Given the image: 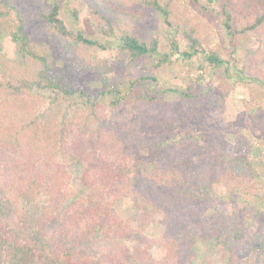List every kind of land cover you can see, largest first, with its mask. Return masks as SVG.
Masks as SVG:
<instances>
[{
	"label": "trees",
	"instance_id": "trees-1",
	"mask_svg": "<svg viewBox=\"0 0 264 264\" xmlns=\"http://www.w3.org/2000/svg\"><path fill=\"white\" fill-rule=\"evenodd\" d=\"M81 1L93 30L117 45L114 59H98L105 42L70 29L60 5L45 9L37 2L32 15L16 0H0V264H194V247L204 233L234 263L250 246L263 248L261 228L247 237L239 213L221 212L215 202L219 183L249 199L259 196L253 185L259 173L249 158L234 153L229 142L199 145L188 134L181 144L195 147L170 146L179 128L188 131L218 104L197 84L182 90L160 85L162 69L205 54L193 22L182 17L176 23L177 0ZM192 1L221 19L228 35L264 31V13L236 29L232 0ZM160 22L174 35L167 52L152 35ZM6 38L19 46L17 65L1 46ZM235 54L230 61L206 54L200 68L264 83V59L256 51ZM109 73L127 90L111 86ZM88 74L99 75L105 89L79 87ZM140 85L155 91L136 93ZM173 92L175 99H169ZM75 97L85 110L74 125L46 121L53 103ZM142 152L150 155L153 172L136 165ZM71 163L84 168L87 195L81 199L72 188ZM121 200L133 204L129 220L116 209ZM154 221L164 224L160 238L145 234ZM99 244L96 262L83 260L81 252Z\"/></svg>",
	"mask_w": 264,
	"mask_h": 264
},
{
	"label": "rangeland",
	"instance_id": "rangeland-1",
	"mask_svg": "<svg viewBox=\"0 0 264 264\" xmlns=\"http://www.w3.org/2000/svg\"><path fill=\"white\" fill-rule=\"evenodd\" d=\"M208 1V0H203ZM215 1V0H213ZM223 3L225 0H219ZM17 4L27 9L33 15L36 3H41L45 9L53 4L61 6L62 17L70 29L82 31L87 37L93 40L105 42V50L95 53L98 59H114L116 54V44L114 41H107L98 35L92 28L88 12L81 0H16ZM262 3L264 0H232L236 29L252 25L256 19L263 15ZM252 11L246 13L247 7ZM74 9L78 11L75 17ZM177 24L181 23V18H189L198 29L202 39L205 54L194 59V63L179 62L176 65L166 67L158 72L160 85L164 88L185 89L187 86L197 84L200 89H208L218 99V104L207 109L199 124L189 127L188 131L179 128L173 135L171 147L181 145L195 147L194 143L189 145L181 144L182 137L186 134L195 137L199 145L206 144L207 140H217L229 142L234 153H243L258 171L259 177L255 179V191L259 193L257 198L249 199L242 194L231 192L224 183L216 184L215 202L219 205L220 211L225 213H239L241 230L247 237H252L262 229L264 237V83L241 79L233 72L225 77L215 74L211 69L201 70L200 66L205 63V55H219L230 61L237 52V55H246L248 51H256L259 59H264V31L258 33L248 32L246 34L228 35L223 21L209 13H202L192 0H177L176 6ZM152 35L160 38L163 51L170 49L173 39L172 30L168 29L164 23H158L152 29ZM185 47V44H181ZM1 46L4 53L13 65L19 63V46L10 38H6ZM56 63L61 65L59 52L54 53ZM220 71H225L226 67L221 66ZM94 77V78H92ZM111 86L123 91L127 90V85L122 84V80L115 73L106 75ZM79 87L91 93H99L105 89L99 75L88 74L81 81L77 82ZM152 92L154 86H147ZM144 85L138 86L136 93H144L147 90ZM174 92L168 94L169 99H175ZM108 102L105 101V104ZM85 110L82 98L75 97L64 104L53 103L50 111L46 113L48 123L67 121L74 125L75 119ZM131 128V126H130ZM139 128H137V132ZM137 166H141L153 172L155 165L150 155L145 152L139 154ZM72 175V188L77 193V198L81 199L87 195L83 187L84 168L76 163L68 165ZM110 199L108 198V201ZM118 213L126 220H129L134 213L133 204L128 200L116 202ZM250 205L249 209L246 208ZM259 215V220L257 219ZM164 224L161 221H154L145 233L149 238H160L164 232ZM126 243V242H125ZM124 243V244H125ZM103 251V244L96 245L93 249L82 251L83 260L95 261ZM194 264H264V247L259 248L252 245L247 255L239 262L231 261L229 254L221 253L214 247V240L209 234L200 236L194 247Z\"/></svg>",
	"mask_w": 264,
	"mask_h": 264
}]
</instances>
